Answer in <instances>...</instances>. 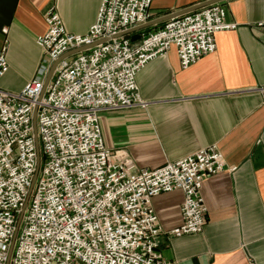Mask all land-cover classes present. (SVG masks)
<instances>
[{
	"label": "built area",
	"instance_id": "obj_1",
	"mask_svg": "<svg viewBox=\"0 0 264 264\" xmlns=\"http://www.w3.org/2000/svg\"><path fill=\"white\" fill-rule=\"evenodd\" d=\"M153 1L101 0L85 35L69 33L56 6H50L44 14L47 31L36 39L43 57L35 77L19 92L0 88V264H6L36 170V106L40 168L9 264H178L161 257L159 238L203 232V184L227 169L217 145L139 170L121 151L106 148L101 137L103 113L147 106L136 77L148 63L175 47L186 70L215 53L217 33L237 27L226 21L225 8L214 4L173 18L137 42L114 38L147 23ZM104 39L62 60L39 100L54 61ZM8 71L4 46L0 79ZM258 92L264 104V88ZM176 190L183 193L182 224L164 231L152 200Z\"/></svg>",
	"mask_w": 264,
	"mask_h": 264
},
{
	"label": "crops",
	"instance_id": "obj_2",
	"mask_svg": "<svg viewBox=\"0 0 264 264\" xmlns=\"http://www.w3.org/2000/svg\"><path fill=\"white\" fill-rule=\"evenodd\" d=\"M207 0H154L149 21ZM101 0H0V49L8 73L0 88L19 92L31 81L43 52L36 39L47 31L44 14L55 5L69 33L85 35ZM236 29L215 35L216 51L183 70L175 47L146 65L136 82L146 107L105 112L104 146L121 151L139 170H155L211 145L227 169L208 178L201 193L207 209L203 232L159 238L165 261L178 264H264V0H224ZM148 21V22H149ZM129 35L137 42L164 24ZM234 167L235 171L228 169ZM183 193L153 198L164 231L182 224Z\"/></svg>",
	"mask_w": 264,
	"mask_h": 264
},
{
	"label": "water",
	"instance_id": "obj_3",
	"mask_svg": "<svg viewBox=\"0 0 264 264\" xmlns=\"http://www.w3.org/2000/svg\"><path fill=\"white\" fill-rule=\"evenodd\" d=\"M224 0H207L205 2H202V3H199L195 6H192V7H189L187 9H184V10H181V11H178L176 13H172L170 15H167V16H164V17H161L159 19H156V20H153V21H149L147 23H144V24H141L137 27H134L132 29H129L119 35H116L114 38H119V37H128L129 35H131L132 33H135V32H138V31H142L144 29H147V28H150L152 26H155V25H158L160 23H163V22H167L173 18H176V17H180V16H183L185 14H189V13H192L198 9H201V8H204V7H207V6H211V5H214V4H218L220 2H222ZM108 39H104V40H100V41H97L91 45H87V46H83L81 48H78V49H75V50H72L66 54H64L63 56H61L59 59H57L56 61H54L49 69V72L45 78V81H44V87H43V90L40 94V97H39V100L42 98L43 94H44V91L49 83V81L51 80V77L54 73V70L55 68L57 67V65L64 59L66 58H69L71 56H74L78 53H81V52H85L91 48H93L94 46L98 45V44H102V43H105ZM36 114H37V106L34 108V111H33V116H32V126H33V137H34V141H35V146H36V170H35V173H34V176H33V179H32V184L28 190V194L26 196V199H25V202L23 204V207L20 211V214H19V217L17 219V223H16V228H15V232H14V235H13V238H12V241H11V244H10V248H9V251H8V255H7V261H6V264H9L10 262V258L12 256V251H13V248H14V243H15V239H16V235L18 233V229L20 227V223L22 221V218H23V215L25 213V210H26V207L28 205V202H29V199H30V196H31V193H32V189H33V186L36 182V179H37V176H38V172H39V168H40V152H39V142H38V136H37V127H36Z\"/></svg>",
	"mask_w": 264,
	"mask_h": 264
},
{
	"label": "trees",
	"instance_id": "obj_4",
	"mask_svg": "<svg viewBox=\"0 0 264 264\" xmlns=\"http://www.w3.org/2000/svg\"><path fill=\"white\" fill-rule=\"evenodd\" d=\"M129 38V37H128Z\"/></svg>",
	"mask_w": 264,
	"mask_h": 264
}]
</instances>
